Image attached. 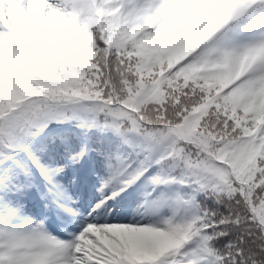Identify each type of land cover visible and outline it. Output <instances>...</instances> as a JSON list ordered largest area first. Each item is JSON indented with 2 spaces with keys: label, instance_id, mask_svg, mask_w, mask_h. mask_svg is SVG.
<instances>
[{
  "label": "snow or ice",
  "instance_id": "obj_1",
  "mask_svg": "<svg viewBox=\"0 0 264 264\" xmlns=\"http://www.w3.org/2000/svg\"><path fill=\"white\" fill-rule=\"evenodd\" d=\"M0 264H264V0H0Z\"/></svg>",
  "mask_w": 264,
  "mask_h": 264
}]
</instances>
